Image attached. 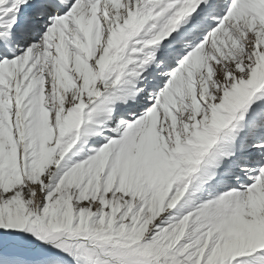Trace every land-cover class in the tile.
<instances>
[{
  "label": "snow or ice",
  "instance_id": "1",
  "mask_svg": "<svg viewBox=\"0 0 264 264\" xmlns=\"http://www.w3.org/2000/svg\"><path fill=\"white\" fill-rule=\"evenodd\" d=\"M0 264H264V0H0Z\"/></svg>",
  "mask_w": 264,
  "mask_h": 264
}]
</instances>
